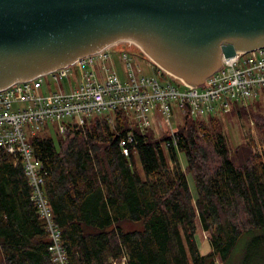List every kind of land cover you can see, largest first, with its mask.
<instances>
[{
    "label": "trees",
    "instance_id": "16d2710c",
    "mask_svg": "<svg viewBox=\"0 0 264 264\" xmlns=\"http://www.w3.org/2000/svg\"><path fill=\"white\" fill-rule=\"evenodd\" d=\"M260 99L235 102L231 112L254 122L263 150L251 140L232 150L215 115H184L177 143L169 146L166 130H143L118 111L113 121L93 116L65 133L46 128L35 135L31 144L46 170L44 188L70 264H115L124 257L126 264H219L218 257L227 263L242 235L264 229ZM129 133L135 144L125 155L120 141ZM31 196L23 163L0 149V264H55ZM197 219L212 232L205 254Z\"/></svg>",
    "mask_w": 264,
    "mask_h": 264
},
{
    "label": "water",
    "instance_id": "95a60500",
    "mask_svg": "<svg viewBox=\"0 0 264 264\" xmlns=\"http://www.w3.org/2000/svg\"><path fill=\"white\" fill-rule=\"evenodd\" d=\"M122 41L200 86L264 48V0H0V91Z\"/></svg>",
    "mask_w": 264,
    "mask_h": 264
},
{
    "label": "built area",
    "instance_id": "2783aa9c",
    "mask_svg": "<svg viewBox=\"0 0 264 264\" xmlns=\"http://www.w3.org/2000/svg\"><path fill=\"white\" fill-rule=\"evenodd\" d=\"M108 46L74 64L54 70L30 81H20L0 91V149L23 163L32 189L31 199L43 219L52 243L49 247L55 264H70L62 233L44 188L46 170L37 157L31 139L46 128L65 133L83 126L93 116L109 117L123 112L143 130L158 120L165 124L170 141L177 143V124L184 115L203 118L217 110L231 112L235 102L248 104L264 91V48L245 51L236 58L222 57V65L200 86L178 79L160 66L170 79L136 75L133 57L127 50L132 41ZM118 46V47H117ZM126 63L129 76L121 80L115 66L114 50ZM151 65L150 63H148ZM75 66L83 71L77 80ZM76 74V75H75ZM50 79L46 80L45 77ZM55 85L56 89H52ZM135 144L132 133L121 138L123 154L129 155ZM124 264L127 258L124 257ZM116 264V263H115Z\"/></svg>",
    "mask_w": 264,
    "mask_h": 264
},
{
    "label": "rangeland",
    "instance_id": "374dc122",
    "mask_svg": "<svg viewBox=\"0 0 264 264\" xmlns=\"http://www.w3.org/2000/svg\"><path fill=\"white\" fill-rule=\"evenodd\" d=\"M126 44L125 41L120 42L118 46H124ZM117 46V47H118ZM120 49L116 48L114 52V60L117 73L121 80L125 81L127 79V74L129 73V69L126 66V63L119 59ZM133 57V69L136 75L139 77L140 75H148L155 76L161 81H166L170 79V77L163 71L158 73L160 66L154 63L149 57L140 54L139 49L136 45L133 44V48L131 51L127 50ZM150 63L151 65H149ZM74 70H76V77L72 78V80H77L82 75V70L79 66H75ZM129 76V74H128ZM46 80H49L50 77H45ZM52 89H56L55 85H53ZM261 98V102L263 104V112H264V91H260L259 96L256 99ZM255 100V99H254ZM239 104H244L239 101ZM220 118L223 123V131L227 136L229 145L231 149H235L239 144L251 140L253 143L257 144L255 147L258 150H263V146L260 140V134L255 127L254 122L251 119H246L237 114H233L232 112L224 113L221 110H217L215 114H213ZM112 119L113 115L111 116ZM210 116H205V119H208ZM177 128V127H176ZM155 134L161 135L163 131H165V124L160 119L154 125ZM180 158L182 165L185 167L187 164V160L184 153H180ZM190 186L194 193L197 192L195 187V183L193 181L192 176H189ZM197 232H196V240L199 246V249L202 253H207L211 251L212 247L210 244V240L212 237V232L204 231L200 220L197 219L196 222ZM264 234V229H257L251 233H247L242 235L237 241L234 250L230 256V259L225 264H264V240L260 241L259 237ZM217 261L221 264V260L218 257ZM124 259L118 261L116 264H124Z\"/></svg>",
    "mask_w": 264,
    "mask_h": 264
}]
</instances>
